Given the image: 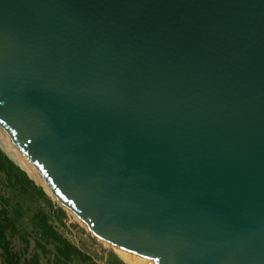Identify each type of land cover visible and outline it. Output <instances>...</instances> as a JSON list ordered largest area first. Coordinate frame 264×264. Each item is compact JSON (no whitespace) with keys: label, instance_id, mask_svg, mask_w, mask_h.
<instances>
[{"label":"water","instance_id":"obj_1","mask_svg":"<svg viewBox=\"0 0 264 264\" xmlns=\"http://www.w3.org/2000/svg\"><path fill=\"white\" fill-rule=\"evenodd\" d=\"M0 128L144 264H264V0H0Z\"/></svg>","mask_w":264,"mask_h":264},{"label":"trees","instance_id":"obj_2","mask_svg":"<svg viewBox=\"0 0 264 264\" xmlns=\"http://www.w3.org/2000/svg\"><path fill=\"white\" fill-rule=\"evenodd\" d=\"M0 175L7 185L20 192L23 198L40 199L44 207H39L29 217L30 229L19 225L23 213L21 203L12 207L0 196V259L2 264H40V258L52 254L53 264H71L80 261L84 264H97L89 255L72 244L60 231L64 226V210L54 208V204L30 177L26 170L13 161L0 149ZM49 196V195H48ZM50 197V196H49ZM54 221V222H53ZM17 238L21 248L14 250L13 240ZM34 250L28 254L30 240ZM119 264L118 259H115ZM110 263V262H109Z\"/></svg>","mask_w":264,"mask_h":264},{"label":"rangeland","instance_id":"obj_3","mask_svg":"<svg viewBox=\"0 0 264 264\" xmlns=\"http://www.w3.org/2000/svg\"><path fill=\"white\" fill-rule=\"evenodd\" d=\"M0 149L12 158V156L9 155L6 150H4L5 148L1 145V142ZM0 196L5 198L12 207H16L15 204L17 202L21 203V211L23 213V217L21 218L19 225L28 229H30V224L28 223L29 217H31V215L35 212L37 208L44 207V204L40 199L29 200L27 198H23L19 191L14 190L7 185L2 175H0ZM47 197L54 204V208L60 207L64 210L65 215L64 217H62V222L64 223V226L58 228L60 233H62L72 244L78 247L83 253L89 255L93 262L97 264H119L117 261H115V259H118L119 262L123 264H140L139 262L130 261L127 257L120 255L116 251V249H114V247L102 241L94 232L89 230L85 225L81 224L73 214L67 212L66 209L62 207L58 202L53 200L48 195ZM21 246L22 244H20L19 240L17 238H14V250L21 248ZM33 250V240L31 239L30 246L27 250L28 254H30ZM0 264H2L1 259ZM40 264H53L52 254H48L46 257H41ZM71 264L84 263L80 261H75Z\"/></svg>","mask_w":264,"mask_h":264},{"label":"bare ground","instance_id":"obj_4","mask_svg":"<svg viewBox=\"0 0 264 264\" xmlns=\"http://www.w3.org/2000/svg\"><path fill=\"white\" fill-rule=\"evenodd\" d=\"M0 142L1 145L5 148L4 150H6V152L12 156V158L14 159V161L19 164L21 167H23L31 176V178L36 182V184H38L39 186H41L43 188V190L56 202H58L62 207H64L66 209L67 212L73 214L77 220L83 224L81 222V220L74 214V212L65 205V203L63 201H61L55 194H53L49 188L41 181V179L39 178V176L37 175V173L35 172V170L33 169V167L31 166V164L29 163V161L26 159V157L21 153V151L18 150V148L14 145V143L11 141L10 137L0 128ZM85 225V224H83ZM86 226V225H85ZM87 227V226H86ZM88 228V227H87ZM89 229V228H88ZM90 230V229H89ZM92 231V230H91ZM93 232V231H92ZM98 236V235H97ZM102 241H104L106 244L111 245L112 247H114V249H116V251L124 256L127 257L130 261H136L139 262L140 264H144L143 262H141L136 256H134L133 254L125 251L124 249L113 245L109 242H107L105 239H103L102 237L98 236Z\"/></svg>","mask_w":264,"mask_h":264}]
</instances>
